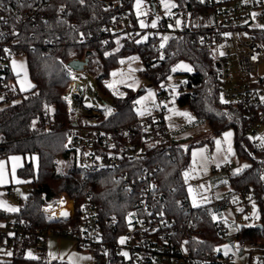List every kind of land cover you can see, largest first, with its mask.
I'll return each mask as SVG.
<instances>
[{"label": "trees", "instance_id": "16d2710c", "mask_svg": "<svg viewBox=\"0 0 264 264\" xmlns=\"http://www.w3.org/2000/svg\"><path fill=\"white\" fill-rule=\"evenodd\" d=\"M136 1L129 0V7L137 25L134 14ZM145 1L151 3L153 0ZM171 1L174 2V10L181 11L184 24L162 50L154 49L151 40L138 41L139 37L117 47L115 39L105 30L112 12L97 2L69 1V9L64 11V0H52L43 9L45 19L37 17L22 26L16 49L27 55L34 86L25 92L18 91L17 98L21 97V101L0 109V159L13 154L22 155L25 163L18 170V176L23 184L30 185L31 190L20 199L18 213L9 214L0 210V218L25 220L28 234L21 243L10 244L13 246L12 255L7 260H0V264H70L30 257L28 250L41 240L36 233L38 228L78 229L82 205L90 199L98 204L104 220H116L121 226H127V214L135 202L134 194H128L122 181L117 180L113 173L82 176L73 153L67 148L71 115L64 96L71 77L66 64L86 57L89 58L88 71L95 77L98 90L113 100V115L107 120L102 119L99 125L114 136L120 128L137 123L140 118L135 108L138 96L135 90L123 87L125 93L114 96L104 85L122 59L139 54L144 62L140 75L151 86H158L167 80L181 60L193 64L194 71L186 73L189 89L176 94V103L180 107H188L198 119L208 121L211 138L206 143H211L226 129L234 130L236 153L251 165L230 176L232 192L218 202L239 206V194L249 186L263 228L242 225L236 238L240 242L264 240V145L254 144L247 133L249 117L241 104L220 102L221 84L213 50L198 41L197 36L202 30L187 24L189 13L196 7L204 6L198 0ZM58 36L61 37L59 42L55 41ZM256 36L264 44V31L258 30ZM107 37H111V43L105 45ZM83 38L86 40L82 41ZM7 77L15 79L16 76L11 74ZM260 82L264 83V77ZM161 118L163 120V116ZM150 122L154 127L151 119ZM196 144L184 148L167 139L160 146L150 148L143 159L125 162L123 168L134 171L135 177L144 170L153 172L156 191L166 197L168 214L182 229L190 230L192 246L199 254L207 255L226 242L228 236L219 229V224L224 222L215 218L218 206L214 203L197 207L190 205L183 172L190 164V148ZM34 156L37 157V165L33 161ZM63 197L75 201L76 214L73 218L63 220L42 212L43 207ZM198 229L201 234H197Z\"/></svg>", "mask_w": 264, "mask_h": 264}, {"label": "built area", "instance_id": "2783aa9c", "mask_svg": "<svg viewBox=\"0 0 264 264\" xmlns=\"http://www.w3.org/2000/svg\"><path fill=\"white\" fill-rule=\"evenodd\" d=\"M52 0H1L0 2V94L4 100L17 98L19 91L15 79L8 78L13 73L11 60L26 53L16 48L20 43L19 32L28 21L39 17L45 19V5ZM63 10L68 11L69 1L81 3L97 2L112 12L105 25L106 32L121 45L140 40L139 27L134 21L129 7V0H64ZM155 12L163 13V6L172 10L159 20L153 37L156 50H162L163 38L160 31H170V23L181 19L180 10H174L171 0H153ZM164 2V4H163ZM203 8L196 7L188 15L187 24L202 30L198 41L213 50L217 77L220 81V102L223 104H241L247 111L249 122L247 133L256 145H264V138L259 137L264 131V86L261 78H252L264 62V44L256 36L258 30L250 25L264 23V0H198ZM163 15V14H162ZM177 28L173 35L179 32ZM89 39H92L89 37ZM87 38V40H89ZM83 38L82 41H85ZM55 41H61L56 37ZM142 41V42H147ZM111 43V37L104 41ZM220 51V53H218ZM218 64V66H217ZM71 84L65 94L71 125L67 134V148L75 158L82 176L88 177L99 172L115 174L121 180L128 194H134L135 202L127 214V226H121L116 220L106 221L102 218L98 204L87 200L81 209V224L78 229L38 228L41 236L39 252H44V242L48 236L69 237L81 251L91 254L95 264H264V240H237L233 244L235 252L225 253L217 248L212 254L200 255L192 246V233L182 229L176 219L166 209V197L156 191V180L153 172L144 170L135 177L131 169L123 168L125 162H137L147 156L150 148L160 146L163 141L172 138L165 124L162 104L170 91L177 93L188 91L187 77L179 83L180 72H171V83L167 80L155 86L159 107L153 115L140 117L137 123L120 128L116 136L100 127L102 119L107 120L114 113L113 100L98 90L95 77L85 67L83 71H74L66 64ZM186 76V73H184ZM168 77V78H169ZM167 78V79H168ZM94 83L93 105H86V88L75 84L76 80ZM86 86V84H85ZM104 100V102H103ZM94 102L96 104H94ZM110 109V114L107 110ZM150 119L154 123L151 125ZM227 169L228 166H225ZM238 214L250 216L253 212V196L249 186L239 194ZM59 203V202H58ZM45 206L43 213L52 217L69 220L76 214L73 201L71 215L54 216ZM70 216V218H69ZM193 229V228H191ZM220 231L227 235L225 223L219 224ZM28 234L27 222L14 218L0 227V248H7L11 243H21ZM201 234V230H197ZM123 241V242H121ZM125 253L127 255H125Z\"/></svg>", "mask_w": 264, "mask_h": 264}, {"label": "crops", "instance_id": "0c3cea01", "mask_svg": "<svg viewBox=\"0 0 264 264\" xmlns=\"http://www.w3.org/2000/svg\"><path fill=\"white\" fill-rule=\"evenodd\" d=\"M135 17L137 18L136 14ZM137 26L139 27L138 20ZM121 62L122 65H126L131 63V60L129 58H124ZM122 65L121 63L119 64V66ZM143 68L144 62L143 65L139 64L135 68L132 75L129 74L123 79L121 83L122 87H129L134 90L137 82L142 79L144 80L142 76H140L138 80L136 77L138 74H136V70H139V76ZM15 76V82L18 87L17 75ZM18 89L20 91L19 87ZM143 91H145V89L142 90V92ZM148 95H150L153 101V107L146 110L148 111L146 115H153L159 107V101L155 98L156 92L152 91ZM171 95H173V91L169 92L167 98ZM168 99L162 104L163 118L172 140L175 143L181 144L184 148L198 143L190 148V164L183 172V179L186 184L190 205L192 207H197L214 203L218 206L215 215L218 216L217 220H222L226 224L228 240L232 241L233 246V244L237 242V232L242 226L239 223V206L230 204L225 205L218 201L232 192V187L229 183L230 176L241 173L249 167L251 163L238 157L235 149V132L232 128L224 130L219 136L215 137L211 143H206L205 141L211 138V130L208 121L198 119L188 107H180L176 103V100L169 105ZM184 113L188 115H184ZM189 117H191V119ZM226 133H231V136L226 137ZM217 141H219V144H217ZM15 155L21 156L23 160V163L19 164V167L13 169L18 183L22 184L18 176V170L24 165L25 158L20 154H13L5 158L9 159ZM225 166H228V168L226 169ZM14 185L16 184L13 182L12 172L9 169V177L6 180H1L0 177V192L3 191V193H6L5 189L9 190ZM0 210L9 214L18 213L20 210V201L18 208L12 211L9 207H5L0 200ZM69 212H71V210ZM251 216L252 215L247 217L250 218ZM6 221L7 220H5V222ZM5 222L0 224V227L3 226ZM33 248V254L30 253V249L28 250V255L30 257H42L49 261H67L70 264H95L91 254L81 251L74 240L69 237L58 238L48 236L44 242V252H39L37 248Z\"/></svg>", "mask_w": 264, "mask_h": 264}, {"label": "rangeland", "instance_id": "374dc122", "mask_svg": "<svg viewBox=\"0 0 264 264\" xmlns=\"http://www.w3.org/2000/svg\"><path fill=\"white\" fill-rule=\"evenodd\" d=\"M164 4V2H163ZM134 11L137 16V20L139 23V32H140V40L141 41H147L149 37H153L155 34V29L158 28L159 20L165 15H171L173 13L172 10L166 9L163 6V13L156 12L154 13L153 8L151 4L148 1L145 0H138L134 3ZM163 14V15H162ZM153 24L155 26L153 27ZM181 19L179 18L178 20H175L174 22L170 23V28L172 30L170 31H160L158 32V36L162 37L164 40L162 42V46H165L166 43L169 41V39L172 37L174 31L181 27ZM143 25V26H142ZM250 28H264V23H256L250 25ZM167 38V39H165ZM117 47H120L121 42L120 39H117L116 43ZM220 53V51H218ZM131 60V63H128L126 65H122V62L120 61L122 66H118L115 69L111 71L110 77L105 80L104 85L110 90V93L114 96H121L123 93H125L124 88L122 87L121 83L123 82V79L128 76L129 74H133L135 68L139 65L142 64V59L139 54H134L132 56L127 57ZM186 66V67H185ZM11 69L14 72L15 75H17V84L18 87L20 88L21 92L28 91L33 88L34 83L30 78V73H29V66H28V58L27 55L21 54L17 55L12 58L11 60ZM188 69H191L189 71ZM194 71V66L191 62L186 61V60H181L178 62L175 67L173 68V72H180L179 74V83L183 82L185 80V75L184 73H192ZM139 74V70H136V74ZM137 78L139 80L138 76ZM259 77H264V62L261 64L259 70L257 73L253 74L252 78H259ZM167 83H171V77L167 79ZM261 83V82H260ZM264 86V83H262ZM145 89V91L140 92L141 89ZM134 90L136 93H138V96L135 100V108L140 117H147L150 116L146 115V112L148 113L149 108L153 107V101L150 98V95H148L150 92H156L155 86H151L150 82L144 77V80L142 79L141 81H138ZM155 94V93H154ZM176 94L177 91L173 90V95L169 96L166 98L168 99L169 105L172 102H175L176 100ZM104 97L108 98L109 96L103 94ZM158 100V95L156 92L155 95ZM154 98V96H153ZM21 101V97L15 98L10 101L4 100L3 95L0 94V109L7 107L9 105L18 103ZM151 113V112H150ZM152 114V113H151ZM264 138V131L262 132V135L259 137V140H262ZM264 141V140H263ZM34 158V163L36 165L37 159L36 156ZM23 163L22 157L19 155H15L10 157L9 159L3 158L0 159V177L1 180H6L9 177V169L12 172V178L14 185L11 187L9 190L5 189L6 193H3V191L0 192V200L4 204L5 207H9L10 209H17L19 206V201L21 198H25L30 190L31 187L29 184H19L16 175H14L13 169L15 167H19V164ZM8 190V191H7ZM71 201V199H67L65 197L59 199L56 201L54 206H57L62 203L63 201ZM74 201V200H73ZM59 202V203H58ZM72 205V202H71ZM254 209L252 212V216L250 218L247 217V215L244 214H239V223L241 225H260L261 223V215L257 210V204L253 203ZM44 208V207H43ZM72 208V207H71ZM70 208V210H71ZM54 215V214H53ZM215 218L217 219L218 216L215 215ZM6 219L0 218V224L4 223ZM219 249H221L225 253L229 252H235L234 247L232 246V241L227 240L223 244L220 245ZM31 254L34 252V248H30ZM13 252V246H10L8 248H1L0 249V260H7ZM236 253V252H235Z\"/></svg>", "mask_w": 264, "mask_h": 264}, {"label": "bare ground", "instance_id": "6f19581e", "mask_svg": "<svg viewBox=\"0 0 264 264\" xmlns=\"http://www.w3.org/2000/svg\"><path fill=\"white\" fill-rule=\"evenodd\" d=\"M75 84H83L82 86L86 88L84 102L86 105H89V106L93 105L92 99L94 98V94L96 92L94 90L93 81L91 79H88L87 81L84 82V81L77 79L75 81ZM94 104L96 103L94 102ZM71 202H72V205H71ZM70 208H71V212H69ZM72 209H73V201H69V200L63 201L62 203L60 202V204H58L57 206H51L47 208L48 212H50L52 215L54 214V216H63V213H67V215H71Z\"/></svg>", "mask_w": 264, "mask_h": 264}, {"label": "water", "instance_id": "95a60500", "mask_svg": "<svg viewBox=\"0 0 264 264\" xmlns=\"http://www.w3.org/2000/svg\"><path fill=\"white\" fill-rule=\"evenodd\" d=\"M150 4L153 8V11L155 12L154 2H151ZM88 65H89V58L88 57H86L82 60L81 59H74V60H71L70 62H68V67L74 71H83L85 69V67H88ZM217 66H218V64H217ZM142 90H144V89H141L140 92H142ZM103 102H104V100H103ZM256 227L261 229V228H263V225L260 224V225H257Z\"/></svg>", "mask_w": 264, "mask_h": 264}, {"label": "snow or ice", "instance_id": "6c2138e0", "mask_svg": "<svg viewBox=\"0 0 264 264\" xmlns=\"http://www.w3.org/2000/svg\"><path fill=\"white\" fill-rule=\"evenodd\" d=\"M142 26H143V25H142ZM154 26H155V24H153V27H154ZM165 39H167V38H165ZM185 67H186V66H185ZM188 70L191 71V69H188ZM107 112L110 114L111 110L108 109ZM184 115H188V114H187V113H184ZM189 118L191 119V117H189ZM225 136H226V137H230V136H231V133H226ZM217 144H219V141H217ZM10 210L15 211V209H10ZM63 215H67V213H63ZM121 242H123V241H121ZM125 255H127V254L125 253Z\"/></svg>", "mask_w": 264, "mask_h": 264}]
</instances>
